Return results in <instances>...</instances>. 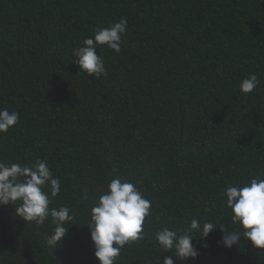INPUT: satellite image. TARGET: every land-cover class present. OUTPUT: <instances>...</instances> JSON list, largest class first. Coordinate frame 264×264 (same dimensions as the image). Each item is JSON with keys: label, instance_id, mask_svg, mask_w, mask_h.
Wrapping results in <instances>:
<instances>
[{"label": "trees", "instance_id": "obj_1", "mask_svg": "<svg viewBox=\"0 0 264 264\" xmlns=\"http://www.w3.org/2000/svg\"><path fill=\"white\" fill-rule=\"evenodd\" d=\"M121 18V51L96 50L107 76L82 72L73 50ZM0 108L20 114L0 133V162L46 160L61 181L49 207L75 215L52 249L50 218L38 226L15 216L19 201L0 205V264H99L85 224L116 178L151 215L115 264H161L172 253L155 233L194 217L217 227L193 236L199 255L183 264H264L246 239L217 243L219 225L236 227L225 189L264 179V0H0Z\"/></svg>", "mask_w": 264, "mask_h": 264}, {"label": "clouds", "instance_id": "obj_2", "mask_svg": "<svg viewBox=\"0 0 264 264\" xmlns=\"http://www.w3.org/2000/svg\"><path fill=\"white\" fill-rule=\"evenodd\" d=\"M127 20L106 28L96 29L94 35L85 38L82 46L73 50L75 63L82 72L100 78L107 76L104 59L96 54L100 46L107 45L116 53L121 51L122 35L127 31ZM260 84L255 73L243 79L239 85L241 92L250 93ZM20 114L0 108V133L7 132L19 122ZM47 187V191H45ZM61 191V181L54 177L48 162L42 159L27 164H6L0 162V205L15 204V216L25 222L43 225L49 220L54 225L51 233L45 237L46 246L52 249L66 236L68 227L75 223L74 213L67 206L49 207L52 198ZM225 207L231 210V222L236 227L222 232L217 243L225 248L239 245L242 238L251 242L256 249H264V179L251 178L242 186H228L224 193ZM151 202L132 182L112 179L107 189L99 196L98 202L89 210L90 240L94 247V256L99 264H115L125 245L143 238L145 218L151 215ZM66 225H68L66 227ZM214 220L201 221L192 218L187 230L180 232L163 227L155 233V240L162 252L172 253L161 264H174L173 257L184 261L196 259L199 249L193 243V236L201 240L215 230ZM115 245V246H113ZM204 244L202 247H206Z\"/></svg>", "mask_w": 264, "mask_h": 264}]
</instances>
